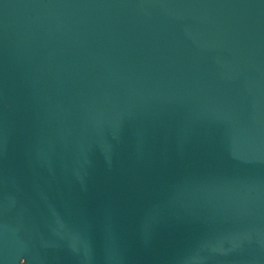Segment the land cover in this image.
<instances>
[{"label": "water", "instance_id": "1", "mask_svg": "<svg viewBox=\"0 0 264 264\" xmlns=\"http://www.w3.org/2000/svg\"><path fill=\"white\" fill-rule=\"evenodd\" d=\"M0 264H264V0H0Z\"/></svg>", "mask_w": 264, "mask_h": 264}]
</instances>
